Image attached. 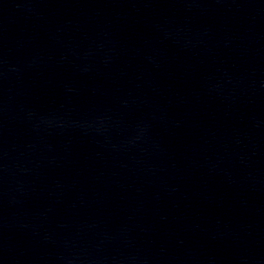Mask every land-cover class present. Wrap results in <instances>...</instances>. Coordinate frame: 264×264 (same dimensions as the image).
I'll use <instances>...</instances> for the list:
<instances>
[{
    "label": "water",
    "instance_id": "95a60500",
    "mask_svg": "<svg viewBox=\"0 0 264 264\" xmlns=\"http://www.w3.org/2000/svg\"><path fill=\"white\" fill-rule=\"evenodd\" d=\"M0 264H264V0H0Z\"/></svg>",
    "mask_w": 264,
    "mask_h": 264
}]
</instances>
